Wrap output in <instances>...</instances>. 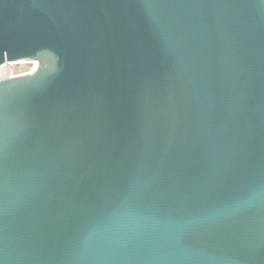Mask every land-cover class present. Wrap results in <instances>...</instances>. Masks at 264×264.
<instances>
[{
  "label": "water",
  "instance_id": "95a60500",
  "mask_svg": "<svg viewBox=\"0 0 264 264\" xmlns=\"http://www.w3.org/2000/svg\"><path fill=\"white\" fill-rule=\"evenodd\" d=\"M0 264H264V0H0Z\"/></svg>",
  "mask_w": 264,
  "mask_h": 264
},
{
  "label": "bare ground",
  "instance_id": "6f19581e",
  "mask_svg": "<svg viewBox=\"0 0 264 264\" xmlns=\"http://www.w3.org/2000/svg\"><path fill=\"white\" fill-rule=\"evenodd\" d=\"M32 64V66H28L27 64ZM10 67H8V69H10V72H2L3 67L0 68V79H7V78H11V77H16V76H21V75H26V74H30L31 72H34L37 67H38V61L37 60H15V61H11L10 62ZM19 66V69H16V67Z\"/></svg>",
  "mask_w": 264,
  "mask_h": 264
},
{
  "label": "built area",
  "instance_id": "2783aa9c",
  "mask_svg": "<svg viewBox=\"0 0 264 264\" xmlns=\"http://www.w3.org/2000/svg\"><path fill=\"white\" fill-rule=\"evenodd\" d=\"M10 62L11 61H8V60H6L3 64H1L0 65V68H2L3 67V70H2V72H4V73H6V72H10L11 70L10 69H8V67H10ZM32 66V65H31ZM32 73V72H31ZM1 77V76H0ZM12 78V77H11ZM0 80H3V78H1Z\"/></svg>",
  "mask_w": 264,
  "mask_h": 264
},
{
  "label": "rangeland",
  "instance_id": "374dc122",
  "mask_svg": "<svg viewBox=\"0 0 264 264\" xmlns=\"http://www.w3.org/2000/svg\"><path fill=\"white\" fill-rule=\"evenodd\" d=\"M27 65L30 67L32 64L29 63ZM19 68H20L19 66L16 67V69H19Z\"/></svg>",
  "mask_w": 264,
  "mask_h": 264
}]
</instances>
